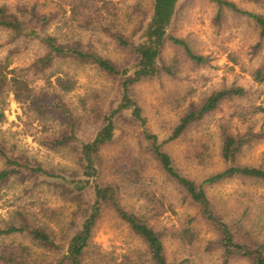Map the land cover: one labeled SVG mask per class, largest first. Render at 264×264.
<instances>
[{
    "label": "rangeland",
    "instance_id": "1",
    "mask_svg": "<svg viewBox=\"0 0 264 264\" xmlns=\"http://www.w3.org/2000/svg\"><path fill=\"white\" fill-rule=\"evenodd\" d=\"M31 1L40 12L55 15L50 33L63 41L80 44L84 50L96 52L119 67L134 58L118 47L104 26L127 36L138 34L150 21L154 3L105 0L106 10L99 17L94 9L86 14L74 13L78 0ZM228 1L263 13L247 0ZM3 2L0 0V6ZM171 34L185 40L207 63L195 64L182 48L167 45L161 65L170 73L139 82L133 88V96L143 110L145 127L135 123L130 114L119 118L114 141L101 153L105 180L121 185V200L128 210L149 219L164 242L170 264H252L238 259L224 263L218 233L202 217L199 207L167 179L147 154L142 133L147 130L157 135L180 173L197 183L227 168L221 156L225 133L249 135L251 141L236 164L264 170V115L254 113V107L264 102V40L253 21L228 10L219 17V8L208 0H181ZM9 40V34L0 31V61L9 58L10 69L28 68L43 54L41 46L34 42L28 46L21 44V52L11 56L15 46L9 45ZM258 72L262 73L261 80ZM48 73L53 82L58 76L69 75L76 83L66 100L85 117L81 137L93 136L102 117L116 106L117 82L93 65L72 61H59ZM30 75L33 78V73ZM33 85L40 89L45 84L36 77ZM232 87H243L247 95L224 101L179 139L169 141L181 118L198 109L214 92ZM0 112L5 114L0 135L11 155L55 175H72L77 171L68 151H52L42 144L59 131L57 118H41L9 92L0 101ZM4 168L5 162L0 158V171ZM205 188L216 212L237 229L238 241L264 248V182L234 177ZM46 209L50 217L43 216ZM73 209L44 180L20 176L0 186V217L5 223H18L21 214L36 213L58 229L69 221ZM25 244L35 255L42 256L41 249L28 241ZM93 244L86 264H151L145 244L111 212H104Z\"/></svg>",
    "mask_w": 264,
    "mask_h": 264
},
{
    "label": "trees",
    "instance_id": "2",
    "mask_svg": "<svg viewBox=\"0 0 264 264\" xmlns=\"http://www.w3.org/2000/svg\"><path fill=\"white\" fill-rule=\"evenodd\" d=\"M3 1L0 6V31L7 32L9 45L15 46L10 55L19 54L22 45L28 46L34 42L41 46L43 54L36 57L28 68L10 69L9 58L0 61V101L4 93L9 92L18 103L27 105L41 118H57L60 122L59 131L45 138L42 144L52 151H68L75 161L77 171L72 175H55L42 166L24 163L10 154L0 135V158L5 162V168L0 171V186L20 176L44 180L54 186L60 198L74 206L71 218L64 226L58 227L59 230L44 222L36 213L21 214L18 223H5L0 217V264H86L94 248L96 228L105 211L111 212L145 244L151 264H170L164 242L149 219L128 210L121 200V185L105 180L101 153L114 141L119 118L130 114L135 123L145 127L143 110L133 96V88L139 82L170 73L167 67L161 65L167 45L182 48L195 64L207 63V59L196 54L185 40L171 34L181 0H154L152 17L138 34L127 36L104 26L118 47L134 58L133 62L123 67L96 52L84 50L80 44L63 41L50 33L49 28L55 15L40 12L31 0H16L14 3ZM208 1L219 8V17L228 10L253 21L259 30L260 39L264 40V0H247L262 9L263 13L245 10L228 0ZM105 5V0H78L73 11L86 14L94 9V13L102 17ZM59 61L93 65L117 82L116 106L102 117L101 125L95 129L93 136L81 137L85 117L66 100V96L75 90L76 83L69 75L58 76L54 82L53 76L48 75ZM30 73H33V78ZM261 76L262 73L258 72V79L261 80ZM36 77L44 82L43 88L37 89L33 85ZM246 95L247 91L243 87L214 92L198 109L191 110L181 118L169 141L179 139L192 125L218 109L224 101ZM254 113L264 115V102L254 107ZM4 119V112H0V125ZM142 138L147 154L158 163L167 179L180 187L199 207L202 217L218 233L217 243L221 247L224 263L238 259L252 264H264L263 246L239 242L237 229L216 212L205 188L234 177L264 182L263 169L236 164L251 137L225 133L221 156L227 168L201 183L180 173L157 135L144 130ZM49 212L48 209L43 210V216L50 217ZM26 241L41 249L42 256L35 255L25 244Z\"/></svg>",
    "mask_w": 264,
    "mask_h": 264
}]
</instances>
